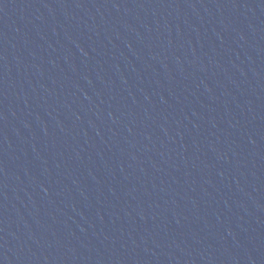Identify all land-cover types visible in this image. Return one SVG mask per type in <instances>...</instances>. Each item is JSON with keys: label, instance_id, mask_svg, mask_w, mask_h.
Returning <instances> with one entry per match:
<instances>
[{"label": "water", "instance_id": "95a60500", "mask_svg": "<svg viewBox=\"0 0 264 264\" xmlns=\"http://www.w3.org/2000/svg\"><path fill=\"white\" fill-rule=\"evenodd\" d=\"M0 264H264V0H0Z\"/></svg>", "mask_w": 264, "mask_h": 264}]
</instances>
